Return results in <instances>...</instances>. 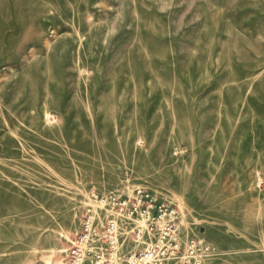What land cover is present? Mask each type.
I'll return each mask as SVG.
<instances>
[{
  "label": "rangeland",
  "instance_id": "obj_1",
  "mask_svg": "<svg viewBox=\"0 0 264 264\" xmlns=\"http://www.w3.org/2000/svg\"><path fill=\"white\" fill-rule=\"evenodd\" d=\"M136 184L204 264H264V0H0V264H61Z\"/></svg>",
  "mask_w": 264,
  "mask_h": 264
},
{
  "label": "built area",
  "instance_id": "obj_2",
  "mask_svg": "<svg viewBox=\"0 0 264 264\" xmlns=\"http://www.w3.org/2000/svg\"><path fill=\"white\" fill-rule=\"evenodd\" d=\"M215 252L171 199L136 184L88 191L61 264H204Z\"/></svg>",
  "mask_w": 264,
  "mask_h": 264
}]
</instances>
